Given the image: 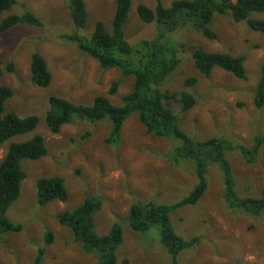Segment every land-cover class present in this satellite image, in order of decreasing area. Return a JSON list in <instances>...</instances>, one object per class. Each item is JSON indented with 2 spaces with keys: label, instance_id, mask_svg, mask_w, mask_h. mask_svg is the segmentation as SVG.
Segmentation results:
<instances>
[{
  "label": "rangeland",
  "instance_id": "374dc122",
  "mask_svg": "<svg viewBox=\"0 0 264 264\" xmlns=\"http://www.w3.org/2000/svg\"><path fill=\"white\" fill-rule=\"evenodd\" d=\"M85 1L89 16L82 34L90 36L98 21L110 29L116 0ZM174 1L163 0V4L170 7ZM141 4L155 8L156 0H132L125 28L131 44L152 40L157 34L156 25L139 20L137 8ZM27 12L38 17L43 28L18 25L0 32V67L5 69L10 62L15 66V73L6 72L0 86L14 91V97L6 104L7 112L21 118L38 116L40 123L36 130L4 144L0 162L13 142H27L35 136L45 139L48 155L21 163L27 178L19 200L7 216L23 230L0 232V264H34L40 252L44 253L42 264H100L57 221L58 214L81 206L86 199L100 205L93 218L100 236L108 234L116 224L123 226L124 243L117 252L119 264H174L161 241L160 226L134 232L128 223L129 211L136 203L173 207L188 198L199 184L196 164L178 156L179 141L147 134L134 115L124 124L117 145L107 143L112 131L108 119L98 123L75 120L53 134L45 122L51 97L90 106L97 96H105L120 106L122 98L132 90L133 78L124 80L119 69L101 68L64 38L75 33L68 0H17L0 17V24L9 16ZM253 18L264 19V14ZM211 28L218 36L216 41L188 29L176 34L185 49L164 90L196 96L197 106L178 117L179 128L192 140L222 139L236 147L252 148L257 138L264 137V108L258 110L254 102L264 64V34L230 17L216 16ZM197 48L247 56V80H239L219 68L213 70L209 79L204 78L192 61ZM34 53L44 57L53 76L48 88H39L31 81ZM190 78H196L198 83L188 88L185 82ZM116 82H121V86L115 96H110ZM175 108L180 114V105ZM226 159L231 165L236 194L240 198H259L264 191V144L254 165H247L239 150L226 151ZM51 177L65 180L69 200L42 206L38 202L37 182ZM205 177L208 188L203 198L196 205L170 214L180 237L186 241L200 239L180 253L177 263L264 264V215L255 217L231 208L225 196L224 173L218 165L209 163ZM49 233L54 235L52 244H47Z\"/></svg>",
  "mask_w": 264,
  "mask_h": 264
},
{
  "label": "trees",
  "instance_id": "16d2710c",
  "mask_svg": "<svg viewBox=\"0 0 264 264\" xmlns=\"http://www.w3.org/2000/svg\"><path fill=\"white\" fill-rule=\"evenodd\" d=\"M17 0H0V17L10 11ZM132 0H116V8L111 28L98 21L90 36L82 34L88 23V10L85 0H68V7L75 27V33L64 38L78 46L83 54L96 60L103 69H119L124 80L133 78L132 90L122 98L120 106L114 105L108 97L97 96L92 105L75 104L67 99L53 96L49 100V110L45 114L47 127L53 134L75 120L98 123L109 120L112 124L109 145H117L127 120L134 115L147 131L159 138H173L181 143L177 149L180 158L192 160L198 171L199 184L185 200L173 207L158 206L152 203L133 204L129 211L128 223L137 233L148 231L152 226H160L161 241L177 263L184 250L200 242L199 238L184 240L175 231L170 214L180 208L196 205L207 191L206 167L218 165L224 173L225 196L232 209L260 217L264 215V191L259 198H240L235 191V182L226 151L239 150L247 165L256 164L264 137L257 138L252 148H241L222 139L194 141L179 128L180 115L186 114L197 106L198 100L186 91L171 92L164 90L168 79L178 69L185 45L176 39L182 30H193L204 38L216 41L218 36L211 24L216 16L230 17L236 23H245L252 31L264 34V19L253 18L264 14V0H176L170 7L163 0H156L155 8L141 4L137 8L139 20L147 25H156L157 34L152 40H142L131 44L125 34L129 20ZM18 25L43 28L42 21L32 13L12 15L0 24L4 33ZM192 61L199 73L209 79L213 70L219 68L239 80H247V56L212 53L197 48ZM31 81L39 88H48L53 76L44 57L34 53L31 59ZM15 73V66L8 63L0 67V79L4 74ZM196 78L186 80L185 86L194 87ZM121 82L112 85L109 94L115 96ZM14 97V91L0 86V149L7 142L20 135L30 133L38 127V116L21 118L14 112H7L6 104ZM258 110L264 108V64L254 95ZM180 105L177 114L175 105ZM88 136V135H87ZM86 137V135H85ZM48 155L46 141L35 136L27 142H13L0 162V232L21 233L23 227L8 219L10 208L19 200L23 182L27 175L21 167L24 160L38 161ZM38 202L46 206L52 202L66 203L69 192L61 177L42 178L37 182ZM100 205L91 199L71 210L57 215L58 223L68 228L76 243L90 255L98 258L100 264H119L117 252L124 243L123 226L114 225L108 234L100 236L93 221ZM54 235H47V244H52ZM43 252L39 253L34 264H42ZM126 264V262H124Z\"/></svg>",
  "mask_w": 264,
  "mask_h": 264
}]
</instances>
